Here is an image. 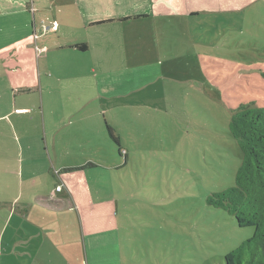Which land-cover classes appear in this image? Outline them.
Instances as JSON below:
<instances>
[{"label": "rangeland", "instance_id": "1", "mask_svg": "<svg viewBox=\"0 0 264 264\" xmlns=\"http://www.w3.org/2000/svg\"><path fill=\"white\" fill-rule=\"evenodd\" d=\"M132 1L118 0L123 9L114 8L113 14L132 7L159 15L148 18L150 28L138 29L150 40L139 50L133 51L140 41L134 43L137 35L127 29L98 39L99 27L73 25V39L94 43L65 58L73 74L53 67L31 79L33 90L10 88L11 94L14 100L44 98L46 134L56 135L60 161L110 167L88 164L47 185L60 195L58 190L72 188L74 262H85V235L89 240L93 232L113 229L120 264H226V254L252 236L254 227L239 225L208 197L235 184L242 162L230 131L232 115L245 105H264V0H191L202 12L186 26L160 13L174 0ZM17 3L26 6L25 0ZM29 4L30 26L36 15L52 31L53 23L74 19L61 20L57 12L79 8L77 0ZM132 22L139 20L103 26ZM139 65H158V75L149 81L124 76ZM6 79L11 86L12 77ZM114 80L117 87L110 85ZM52 100L60 107L53 108ZM107 122L120 134L124 156ZM51 150L54 154L53 143ZM119 160V169L110 166Z\"/></svg>", "mask_w": 264, "mask_h": 264}, {"label": "crops", "instance_id": "2", "mask_svg": "<svg viewBox=\"0 0 264 264\" xmlns=\"http://www.w3.org/2000/svg\"><path fill=\"white\" fill-rule=\"evenodd\" d=\"M25 1L26 6L15 4V0H0V64L3 66V83L0 84V264H75L73 211L76 204L72 188L67 187L65 192L64 188L58 190L64 193L60 195L50 192L52 188L48 189L47 185L54 178L62 179V174L73 173L75 168L83 170L89 163V166L110 167L92 161L80 164L82 166L73 165L71 158L60 161L56 150V135L48 137L46 134L44 98L19 100L16 97L14 100L11 91L23 93L25 90H33L31 88L35 85L31 79L34 80L38 73L42 74L53 67L61 74H73L67 71L63 62L65 58L69 56L73 59V49L84 52L94 48L93 41L88 38L73 39V25L86 30L99 27L98 39L110 31L120 33L127 29L137 35L134 43L140 41L139 46L133 48L135 52L150 41L147 33L139 32L138 29L150 28L152 25L148 18L155 19L159 15L132 7L116 15L112 9H123V3L118 0H77L79 8L57 12L61 20L67 19L68 15H74V19L69 23H53L55 31H52L43 21H37L36 15L30 26L31 5L30 0ZM174 4L185 5L186 8L179 10ZM163 9L160 12L163 17L174 16L179 20L177 24L185 26L189 18L194 19L202 12L195 1L191 0H174V3L168 1L163 4ZM40 16L47 21L46 12H41ZM129 20L139 22H132L131 27L126 24L122 28L113 26L107 30L103 26ZM104 48L105 53H108L109 50ZM148 67L139 65L138 69L124 76L152 80L158 75V65ZM7 76L13 79L11 86L6 84ZM16 78L21 80L20 85H16ZM118 83L114 80L110 85L117 87ZM51 103L53 108L60 107L58 100H52ZM117 135L121 140L120 134ZM51 143L54 145V154ZM122 149L123 153L127 151L124 145ZM110 166L119 169L121 161L111 163ZM88 237L89 240L87 235L83 237V264H120L115 230L93 232ZM74 260L77 261L76 257Z\"/></svg>", "mask_w": 264, "mask_h": 264}, {"label": "trees", "instance_id": "3", "mask_svg": "<svg viewBox=\"0 0 264 264\" xmlns=\"http://www.w3.org/2000/svg\"><path fill=\"white\" fill-rule=\"evenodd\" d=\"M107 128L124 156L119 136L108 123ZM230 131L242 149V162L235 184L215 191L208 202L233 214L239 225L254 227L252 236L226 254V264H264V105L235 111Z\"/></svg>", "mask_w": 264, "mask_h": 264}, {"label": "built area", "instance_id": "4", "mask_svg": "<svg viewBox=\"0 0 264 264\" xmlns=\"http://www.w3.org/2000/svg\"><path fill=\"white\" fill-rule=\"evenodd\" d=\"M61 187H58V189H60Z\"/></svg>", "mask_w": 264, "mask_h": 264}]
</instances>
